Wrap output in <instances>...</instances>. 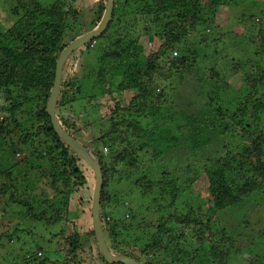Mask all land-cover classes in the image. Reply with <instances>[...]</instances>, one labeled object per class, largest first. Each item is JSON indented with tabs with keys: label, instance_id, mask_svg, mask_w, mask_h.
<instances>
[{
	"label": "trees",
	"instance_id": "16d2710c",
	"mask_svg": "<svg viewBox=\"0 0 264 264\" xmlns=\"http://www.w3.org/2000/svg\"><path fill=\"white\" fill-rule=\"evenodd\" d=\"M4 1L13 22L9 27L0 24V93L5 92L12 99L11 106L4 107L11 113L12 120H0V195L8 196L10 203L24 207V214L34 220L45 221L49 225L62 220L58 215L52 219H47L44 213L36 215L33 207L22 201L25 192L16 196L20 193L16 178L27 163L14 165L11 160L21 154L30 160L32 166L29 169H35L40 177L50 171L58 198L65 199L67 203L74 200L81 211L84 205L87 209L84 211L91 218L96 183L94 171L57 136L46 107L54 84L56 61L73 40L100 25L107 1ZM226 10L242 14L240 20L251 28L248 34L258 35L256 40L238 39L230 46L233 54L246 56L242 62L231 56L230 74H239L240 83L237 88L222 84L221 92L233 91L236 96L230 103L224 94L204 91L201 85L205 82V74L203 79L202 76L199 78L200 74L196 79L198 83L192 84L195 90H189L187 86L184 89L174 83L177 80L181 85L191 84L187 78L191 75L193 78L198 70L194 71L196 63L191 58L195 56L192 57L190 52L196 54L197 50L202 52L203 49L190 44L201 41L207 28L218 25L216 21L220 13H226ZM263 21L264 0H113L106 30L73 52L64 63L55 115L66 133L80 143L81 139L83 146L93 149L99 161L102 175L99 219L111 254L123 255L139 264L230 263L231 244L236 242L234 237L219 226H214V230L201 219L173 214V207L199 180L206 186L205 194L215 214L231 211L264 187V131L260 130L264 123V31L260 28ZM101 40L104 47L97 59L98 67L92 70L95 76L89 91L84 89V80L78 77L82 74L79 61H83V51H93L92 44L97 47ZM155 41L158 42L156 50ZM188 45L192 48L189 49ZM173 52L176 57L172 56ZM221 61L223 63L224 59ZM205 72L210 81L214 79L212 70ZM102 85L104 89L100 99L106 98L110 113L92 120L97 127L96 138L88 137L85 129H79L81 134L78 135L73 119L61 114L62 117L59 111L69 112L77 102H84L86 105L80 106L86 107L89 100L97 98L93 90ZM178 90L181 95L184 92V98L180 95L174 97ZM216 90H220L217 85ZM13 91H16L14 96ZM168 98L186 102L189 107L195 104L197 110L206 111L207 117L202 113L199 123L183 118L185 124L175 127L176 134L183 136V142L190 144L188 149L192 151L194 162L186 164L182 174L176 165L179 169L175 166L168 173L163 170L158 179L148 168L147 174L143 172L141 177L133 180L134 187L141 189L140 194H135V199H152L144 207L148 213L159 214L155 224L136 226L133 220L124 223L119 218H110L104 209L106 189L114 178V166L128 161L127 168H135L141 149L145 155L147 150L155 151L154 161L166 156L158 150L161 145L157 133H154L165 125L158 129L154 127L156 135L151 137L142 126L141 119L155 117L162 102L166 103ZM19 99L32 103V107L23 112L22 120L15 118V112L23 105ZM208 126L216 132V137L225 136L226 139L216 153L200 154L206 161L203 163L197 153L209 143L201 134V130ZM130 140L138 146L135 158L131 156L133 151L128 152L122 146ZM232 144L236 146L231 148ZM171 148L174 149L172 151L180 149L178 145L171 144L168 151ZM87 173L91 179L87 178ZM120 173L117 182L129 181L128 177H123L128 173ZM152 202L156 210L151 209ZM0 210L6 212L4 208ZM140 210L128 212L131 217L140 219ZM126 222L128 225L125 226ZM68 223L66 230L57 233L55 260L45 256L38 264H108L98 250L92 219L85 232L79 229L76 221ZM119 227L124 230H118ZM122 232L128 234L127 240ZM129 235L133 237L131 240ZM226 240L228 248L224 246ZM129 245L139 254L129 249ZM262 245H255L253 256L250 253L241 255L244 260L246 258V264L264 261ZM258 246L263 249L258 250Z\"/></svg>",
	"mask_w": 264,
	"mask_h": 264
},
{
	"label": "rangeland",
	"instance_id": "374dc122",
	"mask_svg": "<svg viewBox=\"0 0 264 264\" xmlns=\"http://www.w3.org/2000/svg\"><path fill=\"white\" fill-rule=\"evenodd\" d=\"M90 1L91 3H96L98 0ZM241 16L242 14L238 11L234 12L229 10L226 13H220V16L216 21L218 25L215 24L214 27L207 28L204 31V37L202 36L201 41H193L192 44H190L192 47L203 49L202 52L197 50L196 54H198V56L194 54V51L190 52L192 57L195 56V58H191L196 63L194 71L197 69L198 72L197 75L193 76V78L191 77L192 75L187 78H190L189 80L191 81V84L181 85L177 82V80H174V83L177 86L184 89L187 86V89L189 88V90H195L192 87V84H194V82L198 83L196 79L200 74L199 78L202 76V79L205 74V82L201 85V87H203L205 92H214V95L224 94V92H221L223 83L224 85L226 84L227 87L237 88L239 86L240 75L230 74L231 56H236L234 59L238 58L236 59L238 62H242L246 56H238L236 53L233 54V49L230 46L235 40H244L247 38L256 40L258 36L257 34L253 36L248 34L251 28H247V25L240 20ZM255 21L257 20L255 19ZM12 22L13 19L9 14L8 6L4 0H0V24L4 27H9ZM260 28L263 32L264 21L260 24ZM235 35H239L240 37L236 39L234 38ZM204 44H206L205 47ZM157 46L158 42L155 41V50L157 49ZM91 47H93V51H83V61H79L80 68H82L80 73L82 74H79L78 76L80 79L84 80V89L89 91L92 90L91 87L95 76L92 70L98 67L97 59L100 56L99 53L101 52L102 47H104L103 40L98 42L97 47L96 44H92ZM144 47L146 50L147 47L145 45ZM192 47L189 46V49ZM172 56L176 57V53L173 52ZM223 59L224 61L222 63L221 60ZM212 65H214V67ZM132 69L134 73L135 69L133 67ZM206 70H212L215 74L214 79L211 81L206 76ZM216 85L220 88V90L214 91V89H216ZM102 87L103 85L96 86V89L93 90V94L97 95L95 96L97 98L89 100L88 102L84 100L89 104L86 107L82 108V106H80L81 104L86 105L84 102H77V104L71 107L69 112L68 110L59 111L60 115L62 114L67 118L73 119L76 127L78 128V130H76L78 135L81 134L80 130L82 131L85 129L88 137L96 138L98 136L97 127L93 124L92 120H96V118L99 119V117H105V115L110 113L107 105L105 104L106 98L100 99L102 96L101 92H103L102 89H104ZM189 90H187V92H189ZM232 92L233 91H231V93L226 92L224 94L227 98L226 101H229V103L236 97ZM176 93L173 94L175 95L174 97H178L180 95V97L184 98V92L183 95H181L179 90ZM14 95H16V91H13V96ZM116 95L117 94H115V96ZM170 98H168L166 103H160L161 110L155 117L141 119L142 126L145 127V131L149 136L153 137L154 133H157L156 137L160 141L159 145H161L158 150L166 156L158 157V159L154 161L152 158L155 155V151L151 149L147 150L145 155L143 149H141V157L138 158L135 168H127L129 167L128 161L119 162L114 166V178L113 182L106 189L107 199L104 209L110 218H119L124 223L125 221L129 222L133 220V223L136 226H138V224H143V226L155 224L159 218V214H154L152 211L149 213L145 211V207L150 204L152 199H135V197H137L135 194H140L141 189L134 187V183H132L133 180L141 177L143 172L147 174L148 168H151V170L154 171L156 174L155 178L158 179L161 171L164 170V173H168L176 165L180 168L179 172L182 174L185 169V165L194 162V157L191 155L192 151L188 149L190 144L183 142V136L180 135V133L176 134L177 132H175V127L185 124L183 118L199 123L201 121L200 117L202 113L205 117H207L205 114L206 111H203L202 109L197 110V107H194L195 104L192 105L193 107H189L186 105V102L177 100L171 101ZM85 99H87V96ZM18 102H22V100L19 99ZM22 103L23 105L19 111L15 112V118L18 120H22L24 116L23 112L32 107L31 102ZM11 104L12 99L10 96H8L5 92H1L0 120H3L4 118L9 119L10 121L12 120L9 110L4 109V107H9ZM165 108L167 110H164ZM153 120H155V122ZM202 121L204 122L206 119H202ZM262 124L263 126L260 130L264 131V123ZM162 125H165V127L161 130H156V132L153 131L154 127L155 129H158ZM208 128H203L201 130V134L204 139L209 140V143L197 153L199 160L201 162L203 161V163L206 161L203 160L201 155L211 152L216 153L217 149L221 150L220 147L222 142L226 139L225 136L222 138L216 137V132H213L210 126H208ZM71 131L73 132V130ZM79 140L81 141V144H84L81 139ZM171 144L176 146L178 145L180 148L179 151H172L174 150L173 148L168 151ZM122 146L124 149H127L128 152L133 151L131 156L133 158L136 157L138 146H136L133 141H127L123 143ZM235 146L236 144H232L231 148ZM106 153H104V155ZM93 155L95 156V154ZM24 158V155L18 154L11 160L14 165L17 163L18 165H24V163H27L26 168L24 167V169H20L21 174L17 175L16 185L20 187V193H17L16 196L19 197L22 192H25L22 201H25L32 206L36 215L44 213L47 219H52L58 215L62 218V220L52 225L45 223V221L42 222L34 220L29 215L24 214V212H26L24 207H20L17 203L12 204L9 202V199H7L8 196L0 195V208H4L6 210V212L0 210V264H38L45 256L53 261L56 258L55 249H57L58 245V231L66 230L69 226L68 222L70 221H76L77 226L80 227L79 229L82 232H85L86 229H88V226L90 227L91 218L88 212L84 211L87 210L86 207L83 205V211H81L74 200L67 203L65 199L58 198L54 191V186H56V184L52 185L54 181L49 175L50 171L40 177L41 174L35 169H29V167L32 166L29 164L30 160L28 158ZM186 159L189 160L184 162ZM122 171L123 173H128L127 176L123 174V177H128L129 181L125 180L117 182V177ZM120 177H122V174ZM87 178L91 179V175L89 173H87ZM205 189L206 186L202 180L197 181L193 185L192 190H189L182 196V198L178 199L173 207V214L177 213L181 216L189 215L193 220L201 219L207 225L211 226V228H214V230L216 226L225 229L227 234L234 237V240H236L235 244H231L230 251H232V259L229 264H246V258L244 260L241 255L250 253L251 256H253L255 252L254 250H256L255 245L264 244V187L262 189L260 188L257 192L246 198L236 208L231 209V211L225 210L216 212V214L211 210L207 195L205 194ZM151 206L152 210H156L154 203L151 204ZM137 208H141L140 213H142V215L140 214V216L137 214L140 219L133 216L132 219L129 212L131 213V211L134 210L135 213ZM170 212H172V210ZM165 217L167 216L165 215ZM127 222L125 226L128 225ZM118 230L124 229L123 227H119ZM140 230H143L142 227H140ZM126 235L128 234L122 232V236L127 240ZM129 238L131 240L133 237L129 235ZM224 246L228 248L229 244L227 240L224 242ZM128 248L133 250L134 253L139 254V251L136 248H133L132 245H129ZM258 248H260L258 250L263 249L261 246H258ZM263 262L264 261L262 260L259 264H262Z\"/></svg>",
	"mask_w": 264,
	"mask_h": 264
},
{
	"label": "water",
	"instance_id": "95a60500",
	"mask_svg": "<svg viewBox=\"0 0 264 264\" xmlns=\"http://www.w3.org/2000/svg\"><path fill=\"white\" fill-rule=\"evenodd\" d=\"M106 1L107 3L105 7V12L100 25L94 30L73 40L63 50L58 60L56 61L55 79L47 102L46 111L50 118L52 127L55 133L57 134V136L60 138V140H62L65 143V145L68 146L71 150H73L78 155H80L87 163L89 168L94 171L96 183H95V189L93 192L92 202H91V219H92V227L94 230L95 240L100 254L108 264H139L131 258L125 257L123 255H119V256L113 255L109 252L107 245L105 243V239L99 219L100 194L102 188V175H101L99 161L93 155L92 149L83 146L81 143H79L77 140H75L66 133V131L62 128L61 123L59 122V120L55 115L64 63L73 52L78 50L80 47L86 45L89 41L97 38L106 30L110 21L113 0H106Z\"/></svg>",
	"mask_w": 264,
	"mask_h": 264
}]
</instances>
